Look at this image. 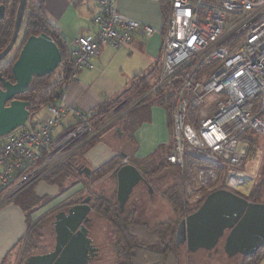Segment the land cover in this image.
Returning a JSON list of instances; mask_svg holds the SVG:
<instances>
[{
    "label": "built area",
    "instance_id": "2783aa9c",
    "mask_svg": "<svg viewBox=\"0 0 264 264\" xmlns=\"http://www.w3.org/2000/svg\"><path fill=\"white\" fill-rule=\"evenodd\" d=\"M95 1L96 32L76 37L69 72L56 75L63 83L53 103L36 115L29 113L23 126L0 137V206L83 144L80 132L88 124L78 125L88 121L80 115L78 124L54 136L66 113H77L63 105V91L79 70L92 68L90 58L104 46L123 47L135 34L162 37L159 68L144 96L169 89L166 162L188 166L182 201L194 207L203 191L232 192L248 177L255 179L256 173L243 168L248 143L243 135L264 136V0H168L160 30L119 14L117 0Z\"/></svg>",
    "mask_w": 264,
    "mask_h": 264
},
{
    "label": "trees",
    "instance_id": "16d2710c",
    "mask_svg": "<svg viewBox=\"0 0 264 264\" xmlns=\"http://www.w3.org/2000/svg\"><path fill=\"white\" fill-rule=\"evenodd\" d=\"M18 1L19 0H0V4H4L6 8V15L4 19L0 21V51L4 49L11 38ZM162 11L165 26L167 19V2L162 5ZM21 32L22 42H24L30 36H38L41 33L48 35L55 42L61 53V63L56 71H60L64 75H67L71 67L70 51H68L65 45L61 42L57 30L53 28L47 21L42 7L32 6L29 3V0L27 1L23 12ZM17 53L18 51H16L9 62L3 65V68L1 69V77H6L8 79L12 78L11 65L17 57ZM155 68H158V66ZM156 70H151L148 73L135 77L128 89L123 92L122 95L130 88L132 89L136 86L138 89H140L137 93L139 95L141 93L145 95V92L149 86V80L152 79ZM51 77L52 74L42 78H34L29 86L28 91L15 97L16 99L31 103L29 108L30 114L36 115L42 111L46 105L52 104L54 98L60 92L63 81H61L59 85L56 83L50 84L49 80ZM142 100L130 109L131 112L126 114L127 118H130L131 120L135 119L137 121L147 120L148 106L151 103H156L167 110L170 119L169 89H161L154 96L145 97ZM112 103L102 104L94 111V113H92L89 117H86V120L93 122V129L97 128L98 130H94L93 135L88 140H86L78 150L70 155L67 160L56 165L54 168L44 174L38 181H41L48 186L56 187L58 189V194L67 191L75 182L81 183L79 179L84 178L78 176L75 168L80 165H84V154L87 150L99 142L104 134L110 131L113 133L114 137H118V133L116 132L117 127L120 128V137L118 138H120L121 142L128 146L133 143L131 131L134 127H132V122H127L122 125V118L117 119V121H114L109 126H105L104 123L107 115L110 112L109 108ZM249 135H251L250 132H246L243 135L247 142H249ZM120 153L125 154V151L122 149ZM169 153L170 143L167 147H161L160 149L153 152L150 156L137 162H135L133 158L130 157V162L134 164L135 168L141 173L144 179L151 183L152 188H155L156 186L158 189L159 187L161 195L168 202L172 213L171 217L167 221L159 224L155 229H153L154 239L152 241L153 243L151 244L146 242L145 239L139 238L135 234L136 226L140 225L137 217L138 208L136 202H132L130 210H125L124 208V211L120 213L118 204L116 202V197L110 199V197L96 193L93 191L94 188L91 186L87 187L85 183V181L90 182L91 179H99L106 173H111V177L115 179L116 171L122 166L121 163L124 160L120 155H117L114 159L105 163L95 171H92L90 177L84 179L85 181L81 183L84 188V191L82 192L83 197H90L89 205L91 207V213L104 220L112 229L114 236L113 249L117 264H135L134 259L143 255H152L156 259L155 262H152L153 264H164L170 258L171 263L181 264L180 247L177 248L174 241L176 227L181 219L196 211L205 197L211 192L208 193L207 191H203L202 200L196 206H186L182 201V192L183 182L186 179L188 166L180 169L169 165L166 162V156ZM25 172L27 171H24L20 174L23 175ZM176 180L179 184L175 182ZM36 183L31 184L21 193L15 196L11 201H9V204L17 206L24 214L25 231L24 234L13 245V247L6 253L0 264H5L7 257L19 245L23 247L21 255L22 264L24 263L25 259L31 255L45 253L42 250L39 251L43 246L41 245L43 239L42 230H45L46 233L47 242L44 246H46V249L52 246L50 248L51 251L54 245V231L52 226L53 216L62 210H66V208L71 204L77 203V200H72L67 204H65L64 201L58 206L50 209L48 212H45L40 216L33 217L32 215L35 212L45 207L51 200H54L53 196H38L34 190V185ZM141 186L142 185L134 189L133 195H146V188H144L145 186H143V188H141ZM232 193L244 198L250 203H264V164L261 168L260 179L252 186L248 194L242 195L238 192V190L232 191ZM44 223L46 225L45 228L43 227ZM44 246L43 248L45 249ZM97 262L98 259L94 258L90 264H96ZM263 262L264 247H260L258 250H256L253 256L243 257L239 264H261Z\"/></svg>",
    "mask_w": 264,
    "mask_h": 264
},
{
    "label": "crops",
    "instance_id": "0c3cea01",
    "mask_svg": "<svg viewBox=\"0 0 264 264\" xmlns=\"http://www.w3.org/2000/svg\"><path fill=\"white\" fill-rule=\"evenodd\" d=\"M167 1L117 0V11L131 20L160 30L164 27L162 5ZM29 3L32 6L42 7L47 21L57 30L61 42L68 51L75 48L74 41L78 35L91 36L96 32V26L92 22L93 15L98 10L95 0H29ZM64 18L66 21L62 25L61 21ZM161 43L162 37L157 33L149 38L135 34L127 45L117 49L112 46H104L97 56L90 58L89 63L92 68L79 70L76 80L64 89L62 94L63 105L76 110L78 113L77 115V113L69 111L63 120L76 118L77 122H72L63 129L64 122L62 120L61 125L57 127L58 132L54 131V136L57 137L78 124L79 115L87 119L86 117L94 113L102 104L115 101L128 89L135 77L151 70L155 71L157 69L155 67L159 66L161 59L159 58ZM57 72L58 75L63 74L60 71ZM147 111V120L137 121L133 119L132 121V127H134L131 131L133 143L128 146L109 131L103 135L99 142L86 151L83 164L95 171L114 159L123 149L126 155L124 160L127 164L134 166L130 162V157L137 162L150 156L161 147H167L171 138L169 113L164 107L156 103H151ZM34 186L38 196H53L54 200H51L49 204L32 216H40L84 191L83 185L78 182L60 194H58L56 187L48 186L41 181H38ZM164 222L146 227L139 221L140 225L136 226L135 234L151 244L154 239L153 229ZM141 226H144L146 230L139 229ZM24 231V214L21 210L9 202L2 204L0 206V263L6 253L24 234ZM89 237L92 239L90 231ZM155 260L152 255H143L136 257L134 263L153 264L152 262ZM170 260L171 258L164 264H174Z\"/></svg>",
    "mask_w": 264,
    "mask_h": 264
},
{
    "label": "water",
    "instance_id": "95a60500",
    "mask_svg": "<svg viewBox=\"0 0 264 264\" xmlns=\"http://www.w3.org/2000/svg\"><path fill=\"white\" fill-rule=\"evenodd\" d=\"M28 0H19L15 12L11 38L2 51L0 62L18 42L23 12ZM6 15L4 4H0V21ZM61 63V53L55 42L45 33L30 36L19 43L18 53L11 65L12 82L0 76V137L24 125L31 103L16 99L26 93L34 78L53 74ZM120 137V128H116ZM125 159L126 155L119 153ZM79 177L87 179L92 170L86 165L75 168ZM116 202L119 212L124 211L132 190L143 184L149 195L152 187L132 165H122L115 174ZM151 197V196H150ZM81 199V198H80ZM79 199V200H80ZM78 200V201H79ZM90 197L87 196L67 210L53 216L54 245L51 251L27 257L23 264H90L97 256V248L89 237L86 223L90 221ZM251 232L237 253L243 257L253 256L264 247V203H250L234 193L219 189L209 193L199 208L181 219L174 234L175 246H186L190 252L199 249L211 251L222 240L223 250L229 253L235 236ZM232 250V251H231Z\"/></svg>",
    "mask_w": 264,
    "mask_h": 264
},
{
    "label": "rangeland",
    "instance_id": "374dc122",
    "mask_svg": "<svg viewBox=\"0 0 264 264\" xmlns=\"http://www.w3.org/2000/svg\"><path fill=\"white\" fill-rule=\"evenodd\" d=\"M65 18L61 21V24H65ZM20 34V39L22 36V32ZM19 45V41L16 43V45L13 47L10 55L8 56V60L12 58V54L16 50V48ZM121 48V47H120ZM117 49V48H116ZM8 60L5 62L7 63ZM159 68V67H158ZM157 68V69H158ZM58 74L57 71H55L52 74L50 81V84L56 83L60 84L61 81L58 80L56 75ZM156 73H154L153 77ZM57 78V79H56ZM150 81V80H149ZM150 85V82L148 83ZM125 86V85H123ZM127 86V85H126ZM149 87V86H148ZM137 86L134 88H130L126 93H124L122 96L117 98L112 105L110 106V112L107 116H110L111 114L116 118L119 117V119L123 120L122 125L125 123H130L133 120L126 117V114L128 112H131V108L140 102L142 99L145 98L144 94L141 93L140 95L138 92ZM146 93V92H145ZM143 101V100H142ZM72 119V120H71ZM87 121V120H86ZM85 121V122H86ZM89 121V120H88ZM63 129L68 127V124H72V122H77L76 118H68L63 120ZM114 122V121H113ZM109 123V120L106 118L105 120V126L111 125ZM88 124V127L86 128L87 131H81L80 136H83L86 141L87 137H91L93 134L92 132L94 130L92 125L93 122L89 121L88 123H80L79 126H85ZM91 129L88 131V129ZM55 132H58L57 128L55 129ZM249 142L247 143V150H246V161L243 165V168L245 167L248 173H256V178L248 177L243 186L238 189V192L242 195L248 194V192L251 190L252 186L258 182L260 179L261 174V168L264 164V136L262 135H256L251 134L248 136ZM88 140V139H87ZM82 141V140H81ZM80 141V142H81ZM79 142V143H80ZM83 142V143H84ZM170 143V142H169ZM83 145V144H82ZM81 147V145L76 149L78 150ZM191 173V171L188 172V174ZM73 180V179H72ZM81 183H83L85 180L79 179ZM75 181V179H74ZM172 181V180H169ZM177 184L178 181H175ZM87 187L91 186L94 188V192L100 193L102 195H105L107 197H110V199H113V197H116V179L111 177V173H106L103 175V177L99 179H91L90 182H86ZM143 188V186H141ZM145 188V187H144ZM146 190V195H137V201L136 205L138 208V220L141 221L146 227H151V225L158 224L159 222H164L168 220V218L171 216V210L168 202L165 200V198L161 195V191L158 187L152 188L151 195H149L148 190ZM151 196V197H150ZM191 195L188 194L186 198L191 199ZM186 206H188L186 203H184ZM132 206V202L129 200L125 205V210H130ZM37 215H34L33 217H36ZM89 219L92 221L93 225L90 228V235L92 237V241L94 246L97 248V256L98 262L96 264H117L115 253L113 249V232L111 227L101 218L95 216L93 213H89ZM46 223V221H45ZM43 225L45 228L46 225ZM139 229H142V231H145V227L141 226ZM43 239L41 242V245L46 244V233L45 230H42ZM251 237V232L248 231L246 234H239L235 236V241L232 243V247L230 249H234L232 253H229L228 250H223L222 247V240L219 241L220 243L215 247L216 252H210L206 250L199 249L194 252H190L186 246H180V263L181 264H239L242 260V256L238 254L236 251L240 247L241 243L245 239H249ZM41 247L39 251L48 252L50 251V248L45 249ZM220 248V249H218ZM23 247L19 245L16 247L11 254L7 257L5 260V264H22L21 255H22ZM232 251V250H231Z\"/></svg>",
    "mask_w": 264,
    "mask_h": 264
},
{
    "label": "flooded vegetation",
    "instance_id": "af4514ba",
    "mask_svg": "<svg viewBox=\"0 0 264 264\" xmlns=\"http://www.w3.org/2000/svg\"><path fill=\"white\" fill-rule=\"evenodd\" d=\"M19 43H20V41H21V39H20V36H19ZM16 45V44H15ZM14 45V46H15ZM18 47H19V45H18ZM18 47L16 48V50L14 51V53L12 54V55H14L15 53H16V51H18ZM12 51V50H11ZM11 53V52H10ZM10 53L6 56V58L4 59V60H2L1 62H0V76H1V69L3 68V65L5 64V62L8 60V56L10 55ZM10 61V59L8 60V62ZM4 79L5 80H7V81H9V82H12L13 83V80H12V78L11 79H8V78H6V77H4ZM107 119L109 120V123L110 122H113V121H117V119H119V117H114L112 114L110 115V116H107ZM143 177V176H142ZM144 178V177H143ZM84 180V179H83ZM146 180V179H145ZM146 182L151 186V183H149V181H147L146 180ZM140 185H142V186H145V185H143V184H140ZM152 187V186H151ZM145 188H146V186H145ZM133 191H134V189L132 190V193H131V195H130V198H129V200L131 201V202H136L137 201V196L136 195H133ZM83 194H79V195H76V196H74V198H72V199H69V200H67V201H65V204H67V203H69L70 201H72V200H77L76 202H81V200L82 199H84L85 197H83ZM81 198V199H80ZM80 199V200H79ZM79 200V201H78ZM128 200V201H129ZM73 204H71L70 206H72ZM68 208V207H67ZM67 208H66V210H67ZM92 225H93V223H92V221H89L88 223H86V227L88 228V229H90L91 227H92ZM218 249H220V248H218ZM210 252H213V253H215L216 252V249L214 248L213 250H211Z\"/></svg>",
    "mask_w": 264,
    "mask_h": 264
}]
</instances>
